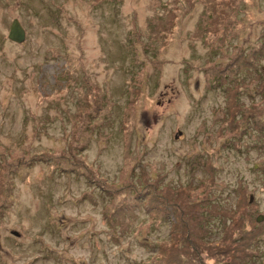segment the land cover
Segmentation results:
<instances>
[{
	"label": "rangeland",
	"instance_id": "rangeland-1",
	"mask_svg": "<svg viewBox=\"0 0 264 264\" xmlns=\"http://www.w3.org/2000/svg\"><path fill=\"white\" fill-rule=\"evenodd\" d=\"M0 264H264V0H0Z\"/></svg>",
	"mask_w": 264,
	"mask_h": 264
},
{
	"label": "water",
	"instance_id": "water-1",
	"mask_svg": "<svg viewBox=\"0 0 264 264\" xmlns=\"http://www.w3.org/2000/svg\"><path fill=\"white\" fill-rule=\"evenodd\" d=\"M9 39L16 43H22L26 40V31L20 21L15 19L10 30ZM14 233V232H13ZM16 235V233H14Z\"/></svg>",
	"mask_w": 264,
	"mask_h": 264
}]
</instances>
